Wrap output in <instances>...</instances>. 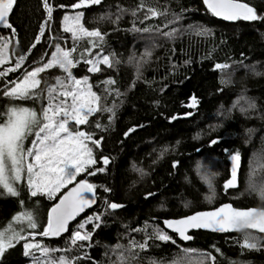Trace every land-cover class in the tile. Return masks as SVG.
Here are the masks:
<instances>
[{
    "label": "trees",
    "instance_id": "16d2710c",
    "mask_svg": "<svg viewBox=\"0 0 264 264\" xmlns=\"http://www.w3.org/2000/svg\"><path fill=\"white\" fill-rule=\"evenodd\" d=\"M74 2L49 0L55 9L49 20L43 0H17L10 16L15 34L0 28V38L11 37L10 62L0 66V72L25 57L19 70L0 77V122L13 105H27L40 112L47 103L46 89L56 84L57 77L66 76L59 67L40 75V88L45 92L36 99L13 100L3 91L9 87L8 81L20 79L57 45L76 47L73 57L87 48L91 51V55L84 53L87 58L100 54L112 62L111 67L100 64L101 71L88 72L90 65L81 59L72 69L77 78L88 76L92 91L101 96V105L113 109L97 112L88 125L79 126L101 141L99 147L90 144L96 164L88 171L105 170L95 175L84 172L77 180L96 185L98 203L67 235L57 239L37 235L36 241L59 249L51 253L53 258L64 256L74 264H119L121 253L125 264H175L186 256L183 249L196 250L187 264H264V235L200 231L192 234L190 243H184L163 224L227 203L238 209H264V198L249 186L252 168L264 159V19L224 22L208 10L204 0H101L87 8L68 7ZM142 2L163 14L145 19L146 8L139 7ZM242 2L264 16V0ZM77 11L84 13L85 28L104 34L97 47L88 38L74 41L71 33L62 30L63 16ZM146 28L150 31H143ZM201 29L207 32L199 35ZM173 30V36L164 35ZM216 65L227 67L216 70ZM108 80L115 83L106 84ZM97 123L101 128L95 127ZM33 139L31 136L29 143ZM213 140L217 143L212 144ZM235 152L242 158L239 188L225 191L224 184L231 176L230 155ZM104 157L109 159L107 165ZM214 166L221 174L212 183L214 198L209 200L211 192L202 177ZM262 181L264 170L258 169L253 182L259 186ZM66 190L54 199L32 196L23 182L18 196L0 194V228L22 211L31 212L37 221L41 207V225L26 231H43L51 208ZM108 203L123 207L108 209ZM94 214H101V220L99 228L86 225L93 233L91 241L72 245L78 225ZM156 226L164 228L175 243L148 239ZM245 237L258 248L242 247ZM146 239V249H129L132 241L143 243ZM23 244L8 249L0 264H33V258L24 255ZM118 244L122 247L116 249ZM200 254H211L215 260Z\"/></svg>",
    "mask_w": 264,
    "mask_h": 264
},
{
    "label": "snow or ice",
    "instance_id": "6c2138e0",
    "mask_svg": "<svg viewBox=\"0 0 264 264\" xmlns=\"http://www.w3.org/2000/svg\"><path fill=\"white\" fill-rule=\"evenodd\" d=\"M16 2L17 0H0V26L10 29L13 34H15L16 29L9 21V16ZM100 3L101 0H76L68 7L82 9ZM204 3L213 15L225 20L256 21L264 19V16L257 13L255 7L242 2V0H204ZM43 4L48 13V18L51 20L55 9L49 3V0H43ZM59 7L64 8L66 6L59 5ZM139 7L141 9L146 8L145 19L163 14L154 7H146L143 2ZM83 15L82 11H77L75 15L65 14L62 19V30L71 33L74 41L88 38L91 45L97 47L99 43L103 42L104 34L99 29L89 30L85 28L81 23ZM133 15H135V12ZM45 25H47V21H45ZM135 30L139 31L140 29ZM43 31L42 28L41 35ZM143 31H150V29L146 28ZM174 32L175 30L164 33V35L171 37ZM206 32V29H201L198 34L203 35ZM0 39L3 40L0 43V66H3L10 62L8 48L11 37ZM32 47H35V44ZM76 51V47L64 49L57 45L47 63H43L31 71H26L23 77L16 81H8L12 86L6 87L3 91L5 97L13 100H29L36 99L45 92L44 89L40 88V74L42 72L53 67H59L66 73L65 77H57L56 84L50 85L46 89L45 99L47 103L40 112L33 108L13 105L9 107L5 114V121L0 123V194L18 196V185L24 182L30 189L32 196L46 194L52 199L61 189L75 181L76 177L82 172L95 175L96 171L103 172L105 170L99 168L91 172L88 171L92 165L96 164L93 147L90 144L99 147L101 141L95 139L93 133L81 130L79 126L88 125L89 118L95 113L101 111L112 112L113 109L101 105V96L92 91L88 76L77 78L73 75L72 69L77 66L81 59L84 63L90 65L87 69L88 72H99L101 71L100 64L111 67L112 62L108 56H101L100 54H97L94 59L87 58L84 55L85 52L91 55L90 49L87 48L80 53L79 57H73V53ZM24 59L23 55L20 56L14 67L0 72V77L6 76L8 72L19 70L23 66ZM216 67L223 68L227 66L216 65ZM105 83L114 84L115 81L108 80ZM195 104L196 99L193 97L191 106L194 107ZM95 127L101 128V125L97 123ZM29 136L34 137V139L31 142V147L25 148L24 142ZM211 143L215 144L217 141L213 140ZM230 160L232 161L231 178L224 184L225 191L237 187L240 153L231 154ZM108 163L109 159L104 157L103 164L107 165ZM258 169L264 170V159L258 160L257 165L252 168L249 186L254 191H258L261 197L264 198V181L259 186L253 182V177L256 176ZM202 178L211 189L212 181L210 177L204 175ZM95 189L96 185L89 183L87 180L78 182L59 200L58 204L51 208L47 225L39 233L26 231L27 229L35 230L38 227L31 212L22 211L13 216L11 222L0 228V258L4 256L8 249L14 248L21 241H24V255L31 256L33 264H74V260L64 256L58 259L53 258L51 253L60 250L48 248L41 242L36 241L35 237L37 235L43 237L59 236L66 232L69 222L95 203ZM105 191H110V189H105ZM88 193H91L92 196L86 195ZM213 198L214 191L208 199ZM121 207L123 205L117 203L107 204V208L112 210ZM100 220L101 214L87 217L72 234L71 244L76 245L78 241H91L93 233L87 231L86 225L91 223L95 228H99ZM164 225L166 228L178 233L183 240L192 239V236L187 233L189 229L193 228H205L219 232L239 231L249 228L264 233V209L242 210L227 204L215 211L196 213L180 220H166ZM142 230L146 229H136V231ZM148 239L175 243L165 229L159 226L154 227L153 233ZM241 246L250 249L258 248L257 243L250 242L247 237H245ZM80 247L83 248L84 244H80ZM121 247L119 244L116 245V249ZM147 247V239L143 243L132 241L129 245V249L133 250L135 248L144 250ZM182 251L186 256L177 260L175 264H187V260L196 250L183 249ZM200 255L207 256L211 261L215 260V257L211 254ZM118 261L119 264H125L126 257L121 253Z\"/></svg>",
    "mask_w": 264,
    "mask_h": 264
},
{
    "label": "water",
    "instance_id": "95a60500",
    "mask_svg": "<svg viewBox=\"0 0 264 264\" xmlns=\"http://www.w3.org/2000/svg\"><path fill=\"white\" fill-rule=\"evenodd\" d=\"M13 9H14V7H13ZM12 12H13V11H12ZM11 14H12V13H11ZM11 14H10V16H11ZM10 16H9V21H10ZM218 18H219L220 20L224 21V22H228V23H232V22H234V21L225 20V19H223V18H221V17H218ZM235 21H236V20H235ZM0 28H1L2 30H9L8 28H5V27H3V26H0ZM224 68H225V67H223V68H217V67H216V70L224 69ZM231 169H232V161H231ZM241 169H242V158L240 157V167H239L238 174H237V177H238V178H237V187L229 188V189H227L228 191L237 190V189L239 188ZM230 178H231V176H230ZM230 178H229V179H230ZM77 183H78V182H77ZM77 183H76V184H77ZM76 184H74L73 186L69 187V188L65 191V193L63 194V196H64V195H65L70 189H72L73 187H75ZM86 195H88L89 197L92 196L91 193H88V194H86ZM63 196H62V197H63ZM62 197H61V198H62ZM58 203H59V202H58ZM58 203H57V204H58ZM97 203H98V197H97V194L95 193V203L92 204L91 207H88V208H86L83 212H81V213H80V214H79L74 220L70 221V222H69V225H68V230H67L66 232L62 233V234L59 235V236H50V237H51V238H54V239H57V238H60V237H63V236H65V235H67L68 232L70 231V227H71L73 224H75L80 218L84 217L89 211L93 210V209L95 208V206L97 205ZM227 204H230V203H227ZM227 204H223V205H227ZM223 205H221L220 207H222ZM230 205H232V204H230ZM53 207H54V206H53ZM220 207H218L217 209H219ZM232 207L235 208L233 205H232ZM217 209H214V210H211V211H215V210H217ZM236 209H238V208H236ZM251 209H252V208H251ZM242 210H247V209H242ZM50 211H51V210H50ZM211 211H202V212H211ZM198 213H200V212H198ZM195 214H196V213H195ZM193 215H194V214H193ZM190 216H192V215H190ZM188 217H189V216H188ZM184 218H185V217H184ZM180 219H183V218H179V219H171V220H180ZM165 221H166V220H165ZM163 224H164V222H163ZM164 227H165V225H164ZM165 229H166L168 232L177 235L178 238H179L182 242H184V243H190V242L193 240V237H192L191 240H183V239L179 236V234L176 233V232H174L172 229H168V228H166V227H165ZM200 231H202V232H207V233H212V234H218V235L242 234V233H245V232H254V233H257V234H260V235H264V233L259 232L257 229H249V228H244V229H241V230H239V231H227V232L212 231V230H210V229H205V228H200V229H195V228H193V229H189L187 234L190 235V236H192L193 233H197V232H200Z\"/></svg>",
    "mask_w": 264,
    "mask_h": 264
},
{
    "label": "rangeland",
    "instance_id": "374dc122",
    "mask_svg": "<svg viewBox=\"0 0 264 264\" xmlns=\"http://www.w3.org/2000/svg\"><path fill=\"white\" fill-rule=\"evenodd\" d=\"M76 13V12H75ZM75 15V14H74ZM82 21H83V18H82ZM82 21H81V23H82ZM53 53V52H52ZM52 53L48 56H46L45 57V59L43 60V61H41V63L40 64H37L36 66H34L33 68H35V67H39V66H41L43 63H47L48 62V60L51 58V55H52ZM33 68H30V69H27V70H25V72L26 71H31ZM54 68V67H53ZM50 69H52V68H50ZM50 69H48V71L50 70ZM24 72V73H25ZM45 72H47V70L46 71H44V72H42L41 74H43V73H45ZM24 73H23V75H24ZM40 74V75H41ZM23 75H22V77H23ZM16 81V80H15ZM8 86L9 87H11L12 85L11 84H8ZM23 107H28L27 105H24ZM30 108V107H29ZM5 119H6V115L4 116V118H3V121L2 122H0V123H3L4 121H5ZM31 140V136H29L26 140H25V142H24V146H25V148H30L31 147V142L29 143V141ZM28 144H29V146H28ZM204 170V169H203ZM204 172V171H203ZM84 172H82L81 174H83ZM205 173V175H208L209 177H210V179H211V181H212V183L214 182V181H216L218 178H219V176H220V174H221V172H219V169L218 168H216L215 166H214V168H212L211 170H209V171H206V172H204ZM80 174V175H81ZM214 174V175H213ZM80 175H78L77 177H76V179H75V181H73L71 184H68L67 185V187H65V188H63V189H61V191L60 192H58V193H56V195H55V197L56 196H58V195H60V193L61 192H63L65 189H68L71 185H74V184H76L77 183V180H78V178H79V176ZM23 183V182H22ZM22 183H20L19 185H21ZM18 185V186H19ZM209 186V185H208ZM209 191L211 192V195H213V187L210 189L209 188ZM43 195H46V194H43ZM47 196V195H46ZM52 199H54V198H52ZM43 212H44V210L40 207L39 208V213H36V215H37V217L39 216V219H37V224H38V226H40L41 225V219H43Z\"/></svg>",
    "mask_w": 264,
    "mask_h": 264
}]
</instances>
